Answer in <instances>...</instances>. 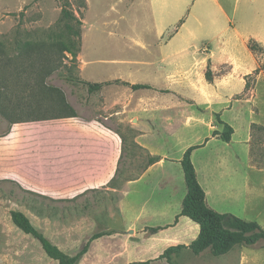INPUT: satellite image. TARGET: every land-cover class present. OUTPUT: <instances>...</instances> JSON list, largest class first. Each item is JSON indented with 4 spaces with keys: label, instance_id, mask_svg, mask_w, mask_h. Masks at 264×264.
Segmentation results:
<instances>
[{
    "label": "crops",
    "instance_id": "obj_1",
    "mask_svg": "<svg viewBox=\"0 0 264 264\" xmlns=\"http://www.w3.org/2000/svg\"><path fill=\"white\" fill-rule=\"evenodd\" d=\"M87 26L86 15L83 95L67 96L76 113L50 114L52 96L40 85L20 90L23 108L0 134V182L39 199L93 200L118 190L119 180L127 224L94 240L96 264H171L165 251L189 246L200 233L190 217L177 220L188 190L181 164L188 148L139 140L158 160L133 177L124 137L134 127L141 137L192 136L191 146L201 145L192 160L208 205L264 228V165L252 155L253 126H264V69L257 71L264 0H130L114 49H89ZM251 40L263 51L252 50ZM88 83L104 86L91 92ZM174 111L186 113L187 126L168 120ZM218 115L234 128L230 141L214 135L225 128ZM208 250L192 252V264H264L257 244L219 256Z\"/></svg>",
    "mask_w": 264,
    "mask_h": 264
},
{
    "label": "rangeland",
    "instance_id": "obj_2",
    "mask_svg": "<svg viewBox=\"0 0 264 264\" xmlns=\"http://www.w3.org/2000/svg\"><path fill=\"white\" fill-rule=\"evenodd\" d=\"M129 4L130 0H0V134L12 122L14 109L23 108L15 98L22 89L34 91L37 88L33 86L40 85L38 90H47L46 94L52 96L50 114L71 112L69 93L83 95L80 52L86 15L89 49L118 48L120 27L126 24ZM179 115L181 119L174 120ZM185 116V112L174 111L167 117L181 127L190 120ZM131 131L124 140L132 156L133 177L153 157L139 140L185 149L192 144V136L141 137L135 133V127ZM252 155L257 164L264 165V128L259 125L253 126ZM113 187L118 190L102 192L93 200H50L15 193L13 184L0 182V264H58L37 238L14 223V210L27 214L65 254L83 253L76 264H96L95 236L111 235L127 224L124 184L118 180ZM150 191L145 188L146 198ZM14 195L25 198L15 199ZM257 245L264 246V239ZM188 248L173 252L172 264H192L193 254ZM211 254L208 250L207 255ZM198 262L195 260L193 264Z\"/></svg>",
    "mask_w": 264,
    "mask_h": 264
},
{
    "label": "trees",
    "instance_id": "obj_3",
    "mask_svg": "<svg viewBox=\"0 0 264 264\" xmlns=\"http://www.w3.org/2000/svg\"><path fill=\"white\" fill-rule=\"evenodd\" d=\"M249 45L255 52L263 51V47L254 40H251ZM262 69H264V63L257 71L259 72ZM207 75L208 78H212L211 71H208ZM80 81L85 83V81L81 79ZM88 84L91 92L104 86V83ZM133 87L141 88L147 87V85L135 84ZM69 113H76L75 109L72 108ZM218 118L220 122L224 124L225 128L221 133L215 131L214 135L220 134L222 139L230 141L234 133V128L221 120L219 115ZM261 128L264 127L261 126ZM199 146L201 145L190 146L181 160L188 190L183 201L182 210L177 216V220L180 216H188L200 225L198 238L188 247L196 255L209 249L213 255L219 256L229 252L236 245L251 246L257 244L259 240L264 239V228L258 222L245 220L232 213H220L208 205L206 200V191L198 179L196 167L192 160V151ZM157 160L158 157H152L150 159V163ZM12 219L14 223L25 233L37 238L47 255L57 260L58 264H76L80 256L83 254L79 253L74 256L65 254L61 248L50 240L43 232H41L40 229L32 222L31 218L21 210H14L12 212ZM153 230H158V228H153ZM99 236H101V234H97L95 237ZM185 247L187 246H172L165 251L162 257H166L172 264L173 259L171 254L178 251V249ZM130 264H148V262H133Z\"/></svg>",
    "mask_w": 264,
    "mask_h": 264
}]
</instances>
